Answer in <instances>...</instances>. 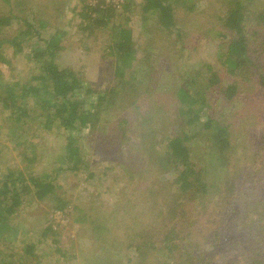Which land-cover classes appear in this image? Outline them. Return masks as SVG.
<instances>
[{"label": "trees", "instance_id": "16d2710c", "mask_svg": "<svg viewBox=\"0 0 264 264\" xmlns=\"http://www.w3.org/2000/svg\"><path fill=\"white\" fill-rule=\"evenodd\" d=\"M1 1L9 10L0 14V63L11 68L4 53L8 46L13 56L23 52L33 73L5 78L0 70V112H7L12 123L5 139L21 158L4 164L0 156V238L11 228L8 218L29 204V198H49L61 211L70 205L67 195L58 193L62 184L57 178L64 174L84 182L96 180L105 191L116 193L113 215L105 209L93 216L83 207L73 208L74 221L97 222L92 232L98 239L118 248L123 245L124 263L118 264H264V127L254 130L257 134L239 148L232 139L231 120L212 112L201 120L202 108L194 109L196 104L209 106L215 101L213 93H218L225 107L236 101L242 106L235 114L247 108L253 119L259 113L262 57L254 55L256 33L250 34L247 27L254 13L251 17L243 0L228 1L225 15L217 17L228 32L222 35L226 40L216 45L219 69L203 62L184 72L170 87L173 90L163 93L166 104L152 97L159 71L149 57L160 47L137 50L140 43L136 44L128 22L138 14L149 43L161 38L182 52L189 44V31H182L177 13L193 12L195 5L189 0H124L120 9L89 6L81 0L78 30L83 38L93 36V42L102 37L101 58L111 59V74L93 86L80 69L58 62L67 47L65 31L41 32L49 23L36 11L27 13L33 6L30 0ZM256 18L264 22L263 13ZM13 19L23 25L8 29ZM30 40L29 50L22 51ZM252 87L257 90L254 95L248 93ZM108 127L116 137L117 153L97 163L86 156L93 151L89 138ZM38 129L62 138L59 146H43L36 140ZM197 141L204 152L197 150ZM197 156L201 162L195 161ZM37 164H43L39 171ZM113 221L122 225L121 234L109 226ZM49 235L63 257L57 232L48 223L41 238ZM34 246L33 241H24L22 255L35 256ZM17 255V264H24L22 255Z\"/></svg>", "mask_w": 264, "mask_h": 264}, {"label": "rangeland", "instance_id": "374dc122", "mask_svg": "<svg viewBox=\"0 0 264 264\" xmlns=\"http://www.w3.org/2000/svg\"><path fill=\"white\" fill-rule=\"evenodd\" d=\"M30 1L33 6L27 13L31 16V13L36 11L41 18L46 19L49 23L48 29L42 28L41 32L45 33V31H47L46 33L48 34L52 30L59 29L67 33L64 37L67 47L60 52L58 58V62L62 66L72 68L73 70L80 69L84 76L83 78L90 81L92 86L106 79L108 77L107 74H111L112 71L110 69L108 70L111 59L101 58V54L103 55L100 48L103 40L102 37H100L97 42H93V36L83 38L81 31L77 28L80 22L79 13L82 9L81 0ZM228 1L231 0H189L190 3L195 5L193 12H188L187 16H183V14L186 13H184L183 10H179V13H177L179 18L178 24L182 31H189L186 33L189 38V44L182 52L176 50L178 46H175V44L171 45V47L167 46L168 44L166 45L164 43L165 41L161 38H154L153 43H149L146 39L149 35L147 36L145 34L146 31H144L142 27L139 15H131L128 25L132 29L136 44L140 43L137 50L151 48V46L155 45H159L160 47L157 52L154 50L149 57L155 70L159 71L157 82L153 88V98L156 97L155 99L159 100V102L166 104L168 97L163 93L172 91L173 89L171 90L170 87L175 86L174 83L177 84L180 75L184 72L185 74L187 72L189 73L190 70L197 67L199 63L208 62L212 64L214 69H219V65L215 59L216 45L226 40L223 36L228 34V32L222 27L217 17L225 15V9L229 5ZM243 4H245V7L249 10L251 17L254 13L252 22L249 20L247 27L250 34H253V32L256 33V35H254L256 39L254 55H261L262 58L259 59V62L264 72V50L260 52L261 48L264 47V22L256 18V14L263 13L264 15V0H243ZM8 10L9 7L0 0V14H7ZM22 25L23 23L21 21L13 19L8 29L11 28L10 30H13ZM80 36L83 39L80 40ZM32 43L33 40L24 43L22 51H28ZM160 43L164 44L160 46ZM4 53L5 56L10 59V69H12L11 71L9 65L0 63V70L5 78L13 77L18 73L24 76L22 78H27V75L33 73V69L29 68L30 64H27L23 52L13 56V49L6 46ZM181 53H183L182 58H178ZM143 54L144 51L140 50L138 52L140 57H142ZM105 74L107 77H104ZM225 77L228 76L226 75ZM105 82L100 84L105 85ZM260 89L261 88L258 89V93L254 87H252L251 93L250 90H248V93L251 95L257 93L263 96V102H258L259 113H257L253 119L251 118V112L247 108L240 113L241 116L240 114H235V112L239 113L243 109H241L242 106L237 101L225 107L221 97L217 95L218 93H213V97L211 94L210 97L215 101L209 103V106L205 107L196 104L194 109L202 108V114L201 112L199 113L201 120L205 118L204 113L207 112H212L216 117H224L227 120H231L234 129L232 130L234 131L232 139H236V141L234 140V144L239 145L240 148V146L245 144V141L246 143L249 142L251 135L257 134L254 130L260 131L264 127V93L259 91ZM157 91H162L160 94L163 96H156ZM160 96L161 98H159ZM171 109L172 108H169V112L174 111V109ZM6 115L7 112L3 114L0 112V123L3 125L0 129V156L3 162L1 160L0 162L4 164H13V162L21 158L17 155L18 149L14 150L12 144L5 139V135L12 125ZM175 115L176 114H173L172 117ZM183 120H185V118L182 117L181 121ZM170 125H173L172 121ZM37 132L38 135L36 140L43 146L51 149H56L59 146L58 143L62 141V138L55 137L54 132H41L39 129ZM92 135L93 136L89 138V144L92 145L93 151H89L91 155L86 156H89L93 161L97 162L108 154L112 157L116 155L117 150L113 148L115 143L113 141L116 137L109 132V127L105 128L104 133L100 132V130H96L94 133L92 132ZM198 141L201 142L202 140L198 139ZM200 142H198L197 150L202 153L205 151V148L203 144L200 146ZM111 143L112 147L110 149L108 146H110ZM197 155L199 154L197 153ZM195 161L201 162L202 157L197 156ZM18 164L22 166V162H18ZM42 167L43 164H37L35 170L39 171ZM97 171L100 170L97 169ZM208 171L210 176L212 171L210 168H208ZM219 173L218 171V175ZM164 174L160 177L163 178ZM57 182L62 184V188L58 193H60V195L65 193L67 199L70 201V205L61 211L53 208L54 201L49 198L42 201L29 198V204H22L19 206L16 216L8 218V223L11 228L7 233L3 234V238H0V264H17V260L19 259L17 254L20 253L22 255L23 243L26 240L35 243V256L24 257V255H22V262H24V264H106L107 261H111L112 264H118L119 262L124 263L125 258L122 257L125 252L122 249L123 245H121V248H118L116 244L110 241L105 244L103 240L96 237V232H92V226L96 221L92 222L86 220L82 222V224L74 221V218L77 217L76 211H74L73 208L74 206L83 207L84 211L89 212L93 216L95 214L100 216V213L104 211V209L107 210V212H112L113 209L111 205L114 202L116 193L112 190L105 191V187L96 185V180L84 182L74 175L60 174L57 178ZM95 186H98V188L95 189ZM48 223L57 232L59 246L63 251V257H60L59 253L56 252L55 244L52 243L51 240V235L41 238V232ZM114 223L115 221L110 222L109 226H113L116 234H118V232L121 234L122 232L119 227H122V225L120 223ZM15 228H17L16 231ZM109 242L113 244L114 248H112ZM127 255L131 256L132 254L128 252ZM58 258L60 259L58 260Z\"/></svg>", "mask_w": 264, "mask_h": 264}, {"label": "built area", "instance_id": "2783aa9c", "mask_svg": "<svg viewBox=\"0 0 264 264\" xmlns=\"http://www.w3.org/2000/svg\"><path fill=\"white\" fill-rule=\"evenodd\" d=\"M86 3L89 6H94L96 4H101V5H108V6H112L116 9H120L121 6L124 3V0H86Z\"/></svg>", "mask_w": 264, "mask_h": 264}]
</instances>
